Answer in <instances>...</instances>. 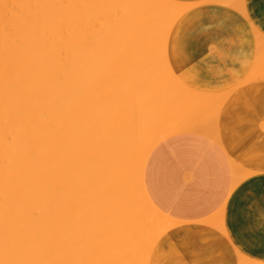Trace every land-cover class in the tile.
Returning <instances> with one entry per match:
<instances>
[{
	"label": "bare ground",
	"instance_id": "1",
	"mask_svg": "<svg viewBox=\"0 0 264 264\" xmlns=\"http://www.w3.org/2000/svg\"><path fill=\"white\" fill-rule=\"evenodd\" d=\"M123 1L0 0V264H72L79 255L82 264H138L131 259L141 256L138 246L144 232L173 237L189 223L172 219L148 196L144 169L138 165L161 140L154 134L144 141L137 137V144L130 142L146 125L158 123V116L134 119V113H111L116 107L123 111L168 104L165 99L155 100L167 77L151 64L130 77L123 72V88L129 97L123 103L107 97V112L101 115L95 110V91L106 86L108 92L110 80L95 85L90 78L88 82V70L81 63L80 24L84 22L81 29L91 32L93 15L100 10L104 19L99 24L106 30L112 26L109 5ZM150 4L177 17L192 7L182 6L181 11L170 0H151ZM136 7L132 11H142L140 5ZM139 14L131 26L123 23V17L121 26L114 27L118 46L126 39H137L121 48L119 56L153 52V26L142 25ZM168 34H164L166 40ZM105 35L103 40L108 42ZM89 41L87 48L93 51L94 42ZM244 181L236 180L233 188ZM159 218L167 219L164 227ZM102 221L107 225L96 227ZM69 233L71 238L64 245L62 237Z\"/></svg>",
	"mask_w": 264,
	"mask_h": 264
},
{
	"label": "crops",
	"instance_id": "2",
	"mask_svg": "<svg viewBox=\"0 0 264 264\" xmlns=\"http://www.w3.org/2000/svg\"><path fill=\"white\" fill-rule=\"evenodd\" d=\"M170 1L181 11L192 6L178 15L185 16L170 38V70L207 97L201 99L200 134L174 133L147 154L148 196L174 220L202 221L195 227L212 237L202 243L203 260L209 264H239L241 253L264 259V142L253 147L259 133L251 130L264 124V0ZM193 15L208 22L210 33L183 50L178 44ZM225 138L228 145L222 144ZM258 138L264 140V132ZM243 171L253 173L233 188L234 177ZM256 259L245 256L241 264H264Z\"/></svg>",
	"mask_w": 264,
	"mask_h": 264
},
{
	"label": "rangeland",
	"instance_id": "3",
	"mask_svg": "<svg viewBox=\"0 0 264 264\" xmlns=\"http://www.w3.org/2000/svg\"><path fill=\"white\" fill-rule=\"evenodd\" d=\"M150 1L151 0H140V2L137 3L135 0H132V1L131 0H124L123 2H121L118 5H115L114 2H111V4L109 5L111 8L109 7V9L107 11V15L111 14L110 15L111 18L109 17V20L111 21V25L113 27L109 26L106 30L104 28L105 26L99 24L104 19L102 17V14H100V12H99L100 10H98L97 13H94V15H93V18L95 16V18L93 19V22H95V27L92 26V29L91 30L89 29L91 32H87L88 30L83 31V29H85V28L81 29V27H84V26H82V24H84V22L80 24V26H81L80 27V41H81L80 42L81 43L80 49H81V59H83L81 61V63L86 65L88 73L93 72V73H90L89 76H88V73L86 72L87 77H89L88 79L92 78L93 83L95 85L99 82H104L107 78L110 80V86L108 87V92H107L106 86H100L95 91V94L97 96L96 101L94 103L95 104V110L99 114L105 115L107 112V106L105 105V102H107V97H108V100L110 102L113 101V103H114V100H116V99H118L119 103H123L124 100L126 101L127 98L129 97L126 95L125 88H123V81H122V77H121L123 72H124L123 74H127V75L130 74L129 75V77H130V76H132V73L142 72V69L144 68L145 65H147V64L153 65L156 62L160 63L159 65L155 64V69H156L157 73L162 74V75H166V74H169L171 72V70L173 71V75H170L167 78L168 79L167 84H165V85L160 84L159 88L156 91L157 97H155V100H157V101H161V100L165 99V101H168L167 102L168 104H165L164 106L152 108V109H150L146 106H141L140 108H134V109L123 110V111H122V109L117 108V107L115 108V110L113 108H111V113L115 112V111H120L122 114H124L126 116H130L132 113H134L135 114L134 119H142V118L146 119V117H149L152 115L158 116L159 122L155 123V124L151 123V124L146 125L143 129L140 130V133H137L135 138L130 141L131 144H137L138 143L137 137H139V136H141L143 138L142 140L144 141L145 138H147L149 136H153L154 134H156L155 138H158L162 141L174 133H176L177 135H185V134H192V132H194V131H199V132H196L199 134L201 132V130H200L201 129V120H200L201 117H199V116H201L202 94L200 95V92H196V91H201V90L185 84L187 86L186 87L184 85V82H185L184 79L176 73V71H175V69H173V67L170 70V68H169L170 66L167 65V64H169L168 61L165 62L166 61L165 58H167V52H168V56H169L168 58L171 59V56H170V38L172 35L176 34V31L182 25V21H183L185 15L179 16L177 18V16H174L173 13H171V15L169 13H163L161 9L158 10V8L155 9V7H151ZM126 4H127V6H125ZM137 5L141 6V10H142L141 12L140 11H138V12L132 11V9L135 10V8H137L136 7ZM134 6H135V8H134ZM117 9L119 10V12ZM154 9L157 10L156 15H155ZM80 11H81V9H80ZM101 12H103V11H101ZM138 13H140L139 15L141 16L140 23L142 25H148L149 24L150 26H153L152 36L153 35L154 36H153V38L150 36V41H151L150 43H152L150 45L153 46V52L151 54L152 56L148 57V56L143 55V54H135V55H130V56H128V54H127V55L119 56V54H122V53H120L122 50L121 48L132 46V44H134V42H136L137 39H133L134 41L132 39H130V40L126 39V41H123L122 46H118L117 43L114 42V40H113L114 38H116L118 36L116 33H114L115 28L117 29L118 25L121 26L122 23L120 22V20L123 17H125V19H126L123 23L126 22V24L128 26H131V23H132L131 20L136 18L135 15ZM127 14H128V16H127ZM167 14H169V15L167 16ZM100 15L102 18L99 17ZM80 16H81V12H80ZM83 16H84V14H82V17ZM82 17H80V22L84 21V19H83L84 17L83 18ZM154 17H155V19H154ZM152 19L155 21H153ZM158 20H159V22H158ZM150 21H151V23H149ZM162 22H163V24H162ZM171 24H172V26L170 28ZM97 26H99V27H97ZM163 28H165V29H163ZM169 28H170V30H169ZM166 31L169 32V34L167 36V40H166L165 35H164V34H166ZM159 32H161V33L158 34ZM104 33L109 37L108 42L103 40ZM88 36H91V37L93 36L92 38H94L95 40L89 39ZM99 37L101 38L102 41L100 40ZM89 40H93L92 42H94L93 43V46L95 47V48L93 47L94 52L87 48L86 43H89L90 42ZM164 40L167 41L166 42L167 44H164L165 43ZM106 43H107V45H106ZM165 46H166V48H165ZM166 49H167V51H166ZM85 52L87 55L85 54ZM82 53H84V56L82 55ZM88 53L90 54V56L88 55ZM88 57H89V59H88ZM83 61L85 63H83ZM170 61L172 62V59ZM87 63H88V65H87ZM90 69H92V70H90ZM91 74H92V76H91ZM253 76H256V75H253ZM253 76H252V78H253ZM88 79H87L88 82L91 81V79L90 80H88ZM179 80L181 82H179ZM252 81H254V80H252ZM132 87H133V89H136L139 86H137V87L132 86ZM188 87L191 89H189ZM192 89H196V91L192 92ZM126 90L128 91V88ZM194 93H195V95H194ZM155 96H156V94H155ZM196 97H197V99H196ZM178 100L180 101V103ZM195 100L196 101L198 100L199 103H198V101L196 102ZM177 101H178V103H177ZM193 111H194V113H193ZM150 112H152V113H150ZM198 112L200 113V115ZM183 113H184V115H183ZM178 126H180V128H177ZM191 126H192V128H191ZM215 127L218 130L219 129L222 130L220 128L219 124H216ZM217 129H215V130L218 131ZM251 130L257 131L259 133L258 135H256V137L254 139V145H253V147H257V145H256L257 142L258 143L264 142V140L258 138L260 136V133L264 132V124L263 125L262 124L261 125H254V126L252 125ZM170 132H172V133L170 134ZM164 135H166V136H164ZM226 143L228 145L230 143V141L226 142V138H225L224 140H222V144H226ZM117 147H119V146H117ZM144 149L148 150L149 148H147L145 146ZM255 157H257V156L254 155L252 158H255ZM144 165H145V161L144 162L142 161V165H138V166L142 167V169H143ZM251 173H253V172H245V171L239 172L238 175L234 177L232 183H234L236 180H238V181L245 180L247 178V176H249ZM142 174H143V178L146 177L144 171L142 172ZM125 210H126V208H125ZM222 210L226 211V208L223 207ZM157 211L159 212L158 215L162 214V213H160V211L158 209H157ZM161 216L163 217V215H161ZM160 219L161 218H159V220ZM141 220H143V222H145V218L141 217ZM165 220L167 222V219H164V218L161 219L160 227L165 226L164 225V224H166ZM197 221L198 222L189 221L188 225L185 224L183 226V228L179 230V231H181L184 229V230H186V232L185 231L184 232L178 231L175 233V235L173 237H170L167 233H159V234L153 236L150 232H147V231L144 232L141 235L140 246H138V249L140 251L141 256L139 257L138 260H137V256L132 258L131 259L132 262L133 263L138 262V264L139 263L150 264V262L152 260H155L157 262V264H190V261H195V262H197V264H199V262L203 260L202 243L208 242L212 237L203 236L200 226L195 227V225L197 223L200 224V223H202V221L201 222H200V220H197ZM101 223L103 224V226ZM106 225H107L106 221L96 223V227L102 226V228H103ZM205 226L210 227L209 225H205ZM147 227H148V224H147ZM188 227H189V230L187 229ZM192 227H193V229H192ZM212 227H214V226H212ZM99 228H101V227H99ZM70 238H71V233L66 234L65 236L63 235V237H62L63 244L66 245V243H65L66 240L68 241ZM177 240L197 241L198 242V249L197 250H191L187 247V245H185V250H181L180 245H178L176 243ZM213 255L216 258L217 253H213ZM245 256L256 259L255 257H252L247 253H241L240 258H239L240 259L239 264H241L242 258H245ZM206 259H209V257H206ZM78 260H79L80 264L83 263L82 258L79 255V256H77V258L74 261H72V264H75V263L79 264ZM256 260L258 262L264 261V259H261V258H257Z\"/></svg>",
	"mask_w": 264,
	"mask_h": 264
},
{
	"label": "snow or ice",
	"instance_id": "4",
	"mask_svg": "<svg viewBox=\"0 0 264 264\" xmlns=\"http://www.w3.org/2000/svg\"><path fill=\"white\" fill-rule=\"evenodd\" d=\"M187 24V31L186 36L182 44H178V48H181L183 50H187L189 47H192L195 45V42L198 39H201L205 34L210 33V26L205 27V25L208 24L207 21H200L195 18L193 15L192 17L188 18L186 20ZM240 191H242V186L240 189L236 191L233 195V199H235L239 194ZM262 213H264V209L261 210ZM261 224L264 225V218L261 219ZM176 243L180 245L181 250H185V245L191 250H197L198 249V242L197 241H184V240H177ZM150 264H157L155 260H152ZM190 264H197L195 261H190ZM199 264H209L207 260H202L199 262Z\"/></svg>",
	"mask_w": 264,
	"mask_h": 264
}]
</instances>
